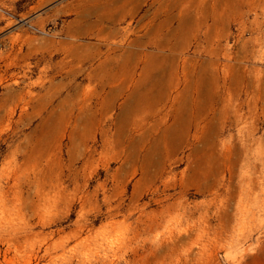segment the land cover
<instances>
[{"label":"rangeland","instance_id":"1","mask_svg":"<svg viewBox=\"0 0 264 264\" xmlns=\"http://www.w3.org/2000/svg\"><path fill=\"white\" fill-rule=\"evenodd\" d=\"M109 1L0 0V264H255L242 189L264 151V0L181 5L205 18L150 116L129 97L158 48L138 41L173 7ZM177 120L200 123L174 146Z\"/></svg>","mask_w":264,"mask_h":264},{"label":"bare ground","instance_id":"2","mask_svg":"<svg viewBox=\"0 0 264 264\" xmlns=\"http://www.w3.org/2000/svg\"><path fill=\"white\" fill-rule=\"evenodd\" d=\"M110 1L109 3L105 2L103 7H115L116 4V6H121L120 9H124L125 12L130 3L137 5L143 0ZM185 1L186 0H169V2H167L170 7L171 5L172 7H175L183 5ZM181 9L183 8L181 7ZM191 13V10L190 12L189 10H186L182 14L177 15L172 13V11L167 13L165 18L162 19L158 25L149 28L146 31L144 34L145 40L138 41L141 45L155 44L158 48L157 51L153 53L142 54L147 56V59L144 60L145 64L143 66L142 73L140 74V80L129 97V100L134 102L136 107H139L135 108V110L140 111V113L144 116H150L155 106L165 101L166 97L170 94L171 89L177 83V53L181 48H183L189 38L196 35L198 29L197 22H201L204 18L201 16L198 20L196 18L197 21H193V14ZM115 16L113 18H115ZM176 16L179 22L176 27H173L171 24L175 20ZM168 50L169 52H167ZM141 56L139 52L128 50L123 61L125 67L131 68L132 70L135 69L138 62L141 60ZM198 60H201L199 65L202 68H200V71L196 72V82L199 81L204 83L202 76L203 72L201 71L209 61L201 58ZM56 119L60 121L64 120L63 117L59 118L58 116ZM144 121L146 120H118V133L121 134L123 132L122 129L125 124L140 127ZM199 123V120H177L173 126L166 128L164 138L170 143H173V145L176 143L178 144V142L183 139H187L192 127L194 125L198 126ZM260 162L261 166L258 171L259 178L257 181H254L252 176H246L242 189L243 239L245 242L252 241L253 239L258 242L256 245L257 251L254 259L255 264H264V245L262 243V240L264 239L260 238V236L257 238L254 236V232L256 230L261 229L264 232V151H261ZM247 249L249 250V248Z\"/></svg>","mask_w":264,"mask_h":264},{"label":"crops","instance_id":"3","mask_svg":"<svg viewBox=\"0 0 264 264\" xmlns=\"http://www.w3.org/2000/svg\"><path fill=\"white\" fill-rule=\"evenodd\" d=\"M171 7H172V6H171ZM177 7H180V8L178 9L179 11H178L177 13H175V12H174V8H177ZM181 7H182V6H175V7L171 8V9H168V10H167V13H169V12L172 11V13H174V14H176V15H177V14H182V13L184 12V9H181ZM172 9H173V10H172ZM189 12H190V10H189ZM194 16H196V18H197V20H198V18H200V17L203 16V15H202V14H199V15H192V17H194ZM203 17L205 18V16H203ZM204 18H203V19H204ZM176 19H178L177 16H176L175 20H176ZM202 21H203V20H202Z\"/></svg>","mask_w":264,"mask_h":264}]
</instances>
